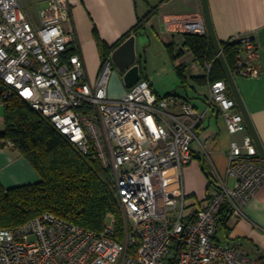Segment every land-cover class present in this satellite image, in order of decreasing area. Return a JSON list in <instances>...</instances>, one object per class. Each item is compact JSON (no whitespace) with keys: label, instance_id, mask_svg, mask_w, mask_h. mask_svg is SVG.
Returning a JSON list of instances; mask_svg holds the SVG:
<instances>
[{"label":"built area","instance_id":"1","mask_svg":"<svg viewBox=\"0 0 264 264\" xmlns=\"http://www.w3.org/2000/svg\"><path fill=\"white\" fill-rule=\"evenodd\" d=\"M70 22L69 0H49L40 22L22 0H0L4 98L16 94L27 101L81 155L110 170L124 227L120 235L114 214L97 232L45 212L0 228V264H264V255L251 256L237 242L216 241L220 212L227 207L233 217L247 218L246 205L264 185V163L228 81L209 82L204 111L175 94L162 97L147 78L112 97V56L92 82ZM176 24L184 33L208 34L202 16L166 22L169 29ZM234 41L242 50L233 74L256 75L257 44L250 37L228 40ZM211 66H205L207 75ZM213 107L231 133L247 132L243 146L233 142L229 153L227 176L236 184L231 188L217 174L219 188L207 205L186 214L184 169L196 147L206 151L199 128Z\"/></svg>","mask_w":264,"mask_h":264},{"label":"crops","instance_id":"2","mask_svg":"<svg viewBox=\"0 0 264 264\" xmlns=\"http://www.w3.org/2000/svg\"><path fill=\"white\" fill-rule=\"evenodd\" d=\"M140 1L144 2L143 6L140 5ZM22 2L29 15L36 22H40V10L49 0ZM69 3L72 22L66 25L68 28L70 25L73 26L76 31L92 82L96 80L104 58L100 42L108 46L114 45L132 31L130 36H136L137 63L141 66V78L146 76L159 95L174 91L177 96L188 100L198 110H206L209 83L200 85L194 80L195 76L207 75L206 67L200 65L193 52L184 47L185 33L180 30V25H174L173 29L166 26L169 19L204 17L202 0H69ZM209 6L220 42L237 36L250 37L258 46L259 58L255 64L259 69L256 75L234 76L264 144V0H209ZM140 37L148 42H142L145 51L152 47L154 38L166 47L175 73L177 65L187 64L188 83L193 92L188 87H184L183 91L160 89L156 77L144 66L143 57L138 53ZM170 45L174 55L183 51L176 60L170 55ZM112 53L109 56H112ZM117 71L120 74L114 73L113 69L108 85V94L112 97H121L129 89L125 83L124 73ZM178 82L180 84V79ZM201 87H206L207 90L201 91ZM199 132L206 151L201 152L196 147L193 161L184 169L187 200L191 199L190 206H196L192 211L205 207L219 188L217 174L226 179L231 188L235 186L236 178L227 176L231 145L236 142L243 146L244 137L247 132L250 133L249 129L247 132L231 133L223 117L212 108L202 120ZM257 152L260 156L258 149ZM40 179L39 173L15 147L5 146L0 149V180L6 187L36 182ZM245 211L247 218L233 217L228 213L226 227L221 224L218 226L216 241L220 243L234 241L251 256L264 255V185L246 205Z\"/></svg>","mask_w":264,"mask_h":264},{"label":"trees","instance_id":"3","mask_svg":"<svg viewBox=\"0 0 264 264\" xmlns=\"http://www.w3.org/2000/svg\"><path fill=\"white\" fill-rule=\"evenodd\" d=\"M166 1V0H161ZM132 31L120 41L108 46L100 42L104 58L108 57ZM184 47L192 51L200 65L212 63L208 75L195 76L200 85L226 79L208 34L185 33ZM223 53L232 72L238 53L242 50L240 41L221 42ZM170 55L176 60L183 51ZM74 52L71 47L68 53ZM187 64L175 67L180 86L187 88ZM144 77V76H143ZM144 78H147L146 76ZM4 87L0 81V103L4 108L5 128L0 130L1 148L10 141L23 157L39 173L36 182L6 187L0 180V228H13L41 216L53 213L66 221L86 229L102 231L109 221V214L117 217V228L121 235L124 218L114 199L110 170L102 167L98 160L88 159L60 134L27 101L16 94L4 98ZM174 91L161 95L168 97ZM176 95V94H175ZM213 109L217 110L213 107ZM206 167L204 166V169ZM228 208L220 212L219 225L226 227Z\"/></svg>","mask_w":264,"mask_h":264},{"label":"water","instance_id":"4","mask_svg":"<svg viewBox=\"0 0 264 264\" xmlns=\"http://www.w3.org/2000/svg\"><path fill=\"white\" fill-rule=\"evenodd\" d=\"M204 20L208 29V36L217 54V58L224 70L226 80L229 83L232 94L234 95L237 104L245 118L248 129L254 143L259 151L260 157L264 163V144L255 128L253 120L246 108L240 91L237 87L235 76L229 67L225 55L223 53V47L217 37L215 27L213 24L209 0H202ZM113 63L117 69L124 73L125 83L128 87L133 86L141 79V66L137 63V49H136V36L131 35L125 41H123L112 53Z\"/></svg>","mask_w":264,"mask_h":264},{"label":"rangeland","instance_id":"5","mask_svg":"<svg viewBox=\"0 0 264 264\" xmlns=\"http://www.w3.org/2000/svg\"><path fill=\"white\" fill-rule=\"evenodd\" d=\"M140 5L143 6L144 2L140 1ZM38 10V9H36ZM38 14V11L36 12ZM142 42H147L146 39L140 37L139 45L138 46V53L140 56L143 57L144 66L148 68L149 72L152 76L156 77L157 85L160 87L161 90H180L183 91L184 87L180 86L178 82V75L175 73L174 68L172 67V61L169 57V53L166 50V47L161 44L155 38L152 39V47L145 51ZM148 43V42H147ZM114 73L117 72L116 65H113ZM120 74V73H119ZM188 89L193 92V89L189 84L187 85ZM201 91H206V87H201ZM163 92V91H162ZM193 99V98H192ZM5 128V120H4V108L0 106V130H4ZM191 199L188 198L187 200V208L185 210L186 214L192 212V210L196 209V206H190Z\"/></svg>","mask_w":264,"mask_h":264}]
</instances>
